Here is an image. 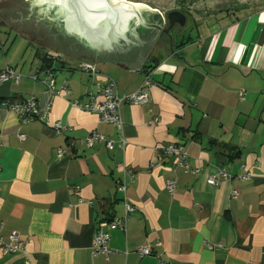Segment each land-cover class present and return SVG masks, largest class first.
Instances as JSON below:
<instances>
[{
  "label": "crops",
  "instance_id": "0c3cea01",
  "mask_svg": "<svg viewBox=\"0 0 264 264\" xmlns=\"http://www.w3.org/2000/svg\"><path fill=\"white\" fill-rule=\"evenodd\" d=\"M238 9L192 18L178 52L93 57L53 47L46 24L39 34L23 26L36 23L26 0H0V72L21 74L0 82V238L16 231L27 242L25 252L0 248V264H264V3ZM86 56L120 95L151 75L148 102L121 104V131L73 106L100 94L79 67ZM63 85L68 93L53 92ZM28 96L51 103L48 121L23 123L5 103ZM92 131L115 145L87 146ZM172 142L186 147L189 169L157 148ZM220 170L230 176L208 183ZM117 180L136 210L109 231V258L93 256L99 221L125 216Z\"/></svg>",
  "mask_w": 264,
  "mask_h": 264
},
{
  "label": "built area",
  "instance_id": "2783aa9c",
  "mask_svg": "<svg viewBox=\"0 0 264 264\" xmlns=\"http://www.w3.org/2000/svg\"><path fill=\"white\" fill-rule=\"evenodd\" d=\"M79 67L86 72H89L95 78H97V89L100 91V94L89 93L87 102H80L78 100L73 101V106L80 108L82 110H87L91 112H96L99 115L100 120L111 122L117 126L118 130H123V120L121 117V104L123 102L142 104L146 103L150 100L149 88L152 85L151 75L148 73L144 77V81L140 88L127 95H120L116 90L115 82L108 76L102 75L98 72L96 65L91 62L84 60L80 63ZM21 74L18 73L12 67H7L3 71L0 72V82L15 79L19 81ZM46 81H52L53 72L52 69L47 71ZM52 90L56 94H66L68 93V89L65 85L61 86L60 89H56V87L52 86ZM245 92L241 91V98H244ZM5 103L10 107L11 110L15 111L21 122L26 123L31 120L39 119L42 121H48L51 110V103H48L44 108H40L37 102V98L35 96H28L25 99H14V100H6ZM54 128L61 132L66 130L67 127L62 124L61 121H56L53 124ZM119 147L124 148L126 144V140L123 137V133L119 135ZM20 138H25V135H20ZM96 141H105L108 148H112L115 143L112 140L106 138V136L97 131H92L86 137L87 146H92ZM158 150H162L165 154L170 156L173 160V164L183 166L186 169H189V165L187 162L188 152L186 147L183 144L178 143H169L167 145H162L161 147H157ZM161 148V149H160ZM64 149H58L57 156L60 158L64 155ZM161 164V162H160ZM220 176H209L207 181L210 184H219L223 179H226L230 175L224 170H220ZM134 174H132V177ZM247 175H242L243 179L247 178ZM176 179L169 178L166 182L167 190L172 194L175 190ZM117 191L121 192L124 197V205H125V216L117 217L114 216L108 222L99 221L95 235L94 242L92 246V255L96 256L101 253L106 258H109L110 253L112 252L110 248V230L121 228H126V223L128 220V216L131 212L136 210L135 205H133L127 195V183L125 180H117ZM234 195L238 194V190L233 191ZM26 241L23 240L20 234L16 231H13L9 234V241L4 242L0 238V248L4 254L9 252H17L24 250ZM139 253L141 256L151 254V249L149 246H142L139 248Z\"/></svg>",
  "mask_w": 264,
  "mask_h": 264
},
{
  "label": "water",
  "instance_id": "95a60500",
  "mask_svg": "<svg viewBox=\"0 0 264 264\" xmlns=\"http://www.w3.org/2000/svg\"><path fill=\"white\" fill-rule=\"evenodd\" d=\"M32 4L41 8L56 28L58 25L68 35L90 47L96 52V57L99 54L105 57L126 56L127 53L121 54L120 45L129 40V35L139 25L163 29L162 24L145 18L144 12L149 10L140 9L129 0H34ZM166 17L169 27L165 33H169L176 23L181 26L187 23V15L179 10L168 12Z\"/></svg>",
  "mask_w": 264,
  "mask_h": 264
},
{
  "label": "flooded vegetation",
  "instance_id": "af4514ba",
  "mask_svg": "<svg viewBox=\"0 0 264 264\" xmlns=\"http://www.w3.org/2000/svg\"><path fill=\"white\" fill-rule=\"evenodd\" d=\"M176 10L182 11L187 15V18H190V11L187 10L184 6H179ZM186 11V12H185ZM147 12H144L145 18L149 22L160 23L163 26L162 30L150 29L142 26H138L136 29H139V36L134 32L132 35H129V40L127 42H123L121 46V54L122 53H138L145 54L151 53L152 51H160L164 50L165 52H178L180 51L183 43L188 38L189 28L188 26H181L176 23L172 28H170L169 33H165V29L169 27V22L166 16H155V12H148L151 16L148 18L146 16ZM155 13V14H154ZM48 30L51 34L52 44L55 46H60L62 48H66L68 50H75L76 53H82L84 55H91L94 52L90 47L85 45L83 42L75 39L68 35L64 30H61L58 25L57 29H51L48 27Z\"/></svg>",
  "mask_w": 264,
  "mask_h": 264
},
{
  "label": "rangeland",
  "instance_id": "374dc122",
  "mask_svg": "<svg viewBox=\"0 0 264 264\" xmlns=\"http://www.w3.org/2000/svg\"><path fill=\"white\" fill-rule=\"evenodd\" d=\"M129 1L142 2V3L149 5L151 9H153L150 11L156 13L155 16H159V14L160 16L161 15L167 16L168 12L172 10H176V8L181 6V3H182L187 6V10L190 11V15H191L190 18L188 19V28H189V22L191 21L192 18H196L198 20L199 19L202 20L205 17L218 18L221 16L222 13H226L229 10L237 9L239 11L238 8L241 6V4H247L250 7H254L258 3H264V0H129ZM26 2L30 10V6L34 2V0H26ZM31 10H32L31 14L36 20V23L34 24L35 26L32 27L33 23L31 24L26 23L23 26L35 28L37 34H39L41 30H43L42 27H44V24H46L45 27L47 28L51 27L52 30L54 28L57 29L54 23L52 22V20L48 18L46 14L41 11V8H39L38 6H34L32 4ZM144 10H147V9H144ZM148 12L146 13V16L150 18L151 15ZM135 31L138 33V36H139V29L138 31L137 30ZM42 43H44V41ZM53 47H55V45H53ZM73 52H76V51L73 50ZM156 52L157 51L154 50L151 52L152 54H148L151 59H154L155 56H159V54ZM91 55L94 57L96 53H93ZM142 55L146 56L147 54H142ZM90 57L88 56L83 57L82 60L93 61V59Z\"/></svg>",
  "mask_w": 264,
  "mask_h": 264
},
{
  "label": "bare ground",
  "instance_id": "6f19581e",
  "mask_svg": "<svg viewBox=\"0 0 264 264\" xmlns=\"http://www.w3.org/2000/svg\"><path fill=\"white\" fill-rule=\"evenodd\" d=\"M134 4L140 9L144 8V9H147L149 11L153 10V9H151V7L149 5L142 3V2H134Z\"/></svg>",
  "mask_w": 264,
  "mask_h": 264
},
{
  "label": "trees",
  "instance_id": "16d2710c",
  "mask_svg": "<svg viewBox=\"0 0 264 264\" xmlns=\"http://www.w3.org/2000/svg\"><path fill=\"white\" fill-rule=\"evenodd\" d=\"M22 6L25 7L24 4H22ZM181 6H184L185 8H187V6L184 5V4H182V3H181ZM26 7H27V6H26ZM185 12H186V11H185ZM188 19H189V18H187V23H186L185 26H188ZM43 61L45 62V65H46V64L49 65V64L47 63L49 60H48V58H47L46 56L43 57Z\"/></svg>",
  "mask_w": 264,
  "mask_h": 264
}]
</instances>
